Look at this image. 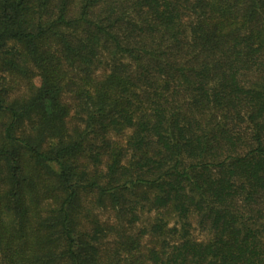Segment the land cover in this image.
Segmentation results:
<instances>
[{"label": "trees", "instance_id": "obj_1", "mask_svg": "<svg viewBox=\"0 0 264 264\" xmlns=\"http://www.w3.org/2000/svg\"><path fill=\"white\" fill-rule=\"evenodd\" d=\"M0 264H264V0H0Z\"/></svg>", "mask_w": 264, "mask_h": 264}, {"label": "rangeland", "instance_id": "obj_2", "mask_svg": "<svg viewBox=\"0 0 264 264\" xmlns=\"http://www.w3.org/2000/svg\"><path fill=\"white\" fill-rule=\"evenodd\" d=\"M105 69L103 68V67H100L99 68V71L96 73V76L97 77H101L104 73H105ZM64 100L66 101V102H68L69 104H72V99L69 97V96H65V98H64ZM75 113L73 112V115H74ZM73 121H75V120H73V118H71V120H70V124L71 123H74ZM100 214V218H101V220L102 221H110V219H111V216H110V214L109 213H106V212H100L99 213ZM150 217L151 216H144L143 217V223H140L139 224V228H143V226L145 225V223L146 222H148V219H150ZM166 218H172V217H170L169 215L168 216H166ZM170 220V219H169ZM174 219L172 220H170V226H173V224H174ZM191 222H192V228H191V233H192V236H193V238H195L196 240H198V241H205V240H207L208 238H209V235H208V233H206V232H204V231H202L200 228H199V226H197V224H196V219H195V217H193V219L191 220ZM112 241V240H111ZM111 241H109L108 242V245H107V251H110V250H112L113 249V246H111L110 245V242ZM146 242V241H145ZM147 245V244H146Z\"/></svg>", "mask_w": 264, "mask_h": 264}]
</instances>
